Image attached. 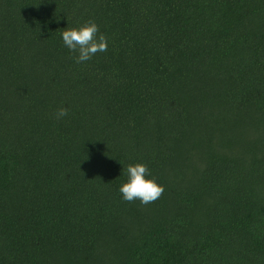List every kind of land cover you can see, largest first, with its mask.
Listing matches in <instances>:
<instances>
[{"label": "trees", "instance_id": "1", "mask_svg": "<svg viewBox=\"0 0 264 264\" xmlns=\"http://www.w3.org/2000/svg\"><path fill=\"white\" fill-rule=\"evenodd\" d=\"M0 264H264V0H0Z\"/></svg>", "mask_w": 264, "mask_h": 264}, {"label": "clouds", "instance_id": "2", "mask_svg": "<svg viewBox=\"0 0 264 264\" xmlns=\"http://www.w3.org/2000/svg\"><path fill=\"white\" fill-rule=\"evenodd\" d=\"M64 45L72 52L78 53L77 63L90 60L94 55L108 49V38L99 32V26L94 21H88L79 28H66L62 33ZM68 114V109L61 107L56 112L60 119ZM128 181L119 191L128 202L139 200L147 205L159 199L164 192V186L150 176V170L144 163L128 165L126 169Z\"/></svg>", "mask_w": 264, "mask_h": 264}]
</instances>
